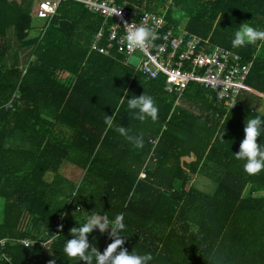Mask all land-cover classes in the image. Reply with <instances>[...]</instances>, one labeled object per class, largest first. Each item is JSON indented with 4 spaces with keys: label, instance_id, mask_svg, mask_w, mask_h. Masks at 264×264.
Returning a JSON list of instances; mask_svg holds the SVG:
<instances>
[{
    "label": "trees",
    "instance_id": "1",
    "mask_svg": "<svg viewBox=\"0 0 264 264\" xmlns=\"http://www.w3.org/2000/svg\"><path fill=\"white\" fill-rule=\"evenodd\" d=\"M117 2L165 12L172 24L179 12L188 32L250 61L244 83L264 96V41L232 46L242 25L264 30V0ZM32 4L0 0V253L8 258L0 264H83L63 251L69 230L91 214L121 213L123 248L151 254L149 264H264V170L249 175L234 155L247 121H264V100L240 91L227 108L189 83L174 104L160 79L144 80L114 52L90 50L102 19L74 0L59 3L44 32L27 37ZM142 94L153 98L157 121L141 122L128 108ZM106 115L115 116L111 128ZM119 126L142 136L143 147ZM258 143L264 149V131ZM62 163L81 169L76 184L60 174ZM194 177L213 189L197 190ZM88 242L103 253L112 240L94 229Z\"/></svg>",
    "mask_w": 264,
    "mask_h": 264
},
{
    "label": "built area",
    "instance_id": "2",
    "mask_svg": "<svg viewBox=\"0 0 264 264\" xmlns=\"http://www.w3.org/2000/svg\"><path fill=\"white\" fill-rule=\"evenodd\" d=\"M64 1L68 0H37L34 17L43 21L42 29L55 15L58 4ZM74 1L102 19L92 37L90 50L101 55L114 52L122 57L121 64L131 67L144 80L160 79L163 91L174 96V104L189 83H196L199 87L212 91L215 100L225 102L227 108L232 107L240 91L249 93L244 81L250 70V61L242 62L233 49L214 45L208 38L196 36L179 22L170 23L165 12L154 14L138 8L129 10L125 3H118L117 0ZM114 11L119 12V15ZM125 23L137 26L145 24L156 32L158 38L144 51H130L125 40ZM129 58L133 59L131 65L128 63ZM9 107L10 101L5 105V108ZM59 225L60 219L54 223L56 235ZM109 231L110 228L105 233L108 234ZM0 242L2 250L4 240ZM20 243L24 247L32 244L25 240ZM39 246L46 249L44 243ZM0 258H5L2 253ZM5 260L8 261V258ZM34 263L35 260L32 259L29 264Z\"/></svg>",
    "mask_w": 264,
    "mask_h": 264
},
{
    "label": "clouds",
    "instance_id": "3",
    "mask_svg": "<svg viewBox=\"0 0 264 264\" xmlns=\"http://www.w3.org/2000/svg\"><path fill=\"white\" fill-rule=\"evenodd\" d=\"M113 13L119 15V12L114 11ZM124 27L127 29L125 36L127 48L133 52L136 50H146L158 38L156 32L145 24L137 26L134 23H125ZM257 41H264V30H257L244 24L236 31L232 40V46L238 48L247 44H255ZM152 75L155 76V73H152ZM127 102L130 110H138L135 113V118L139 121L144 122L148 119H151L152 122L157 121L159 109L151 96L144 94L139 97L133 96ZM114 119V115H106L104 117L105 125L111 128ZM262 125H264V121L259 116L247 121L244 127V138L239 145V151L234 154L237 160L245 161L244 171L249 175H256L264 170V149L258 143V138L262 131H264ZM116 131L137 148L143 147L142 136L129 135L127 129L123 126H119ZM222 135L223 133L221 134V139ZM123 220L124 216L122 213L116 215L114 220H110L106 215H89L86 223L80 227H72L69 230L72 238L67 239L63 249L64 253L69 258L82 261L83 264H149L153 259L151 254L139 255L130 253L127 249L123 248L125 241L120 235L125 229ZM109 228L108 235L112 242L101 253L96 247L89 244L88 234L94 229H98L103 234ZM53 235L55 236L56 234ZM48 264H55V260H50Z\"/></svg>",
    "mask_w": 264,
    "mask_h": 264
},
{
    "label": "rangeland",
    "instance_id": "4",
    "mask_svg": "<svg viewBox=\"0 0 264 264\" xmlns=\"http://www.w3.org/2000/svg\"><path fill=\"white\" fill-rule=\"evenodd\" d=\"M37 2V0H33V4H32V8H31V13H30V19H31V23L33 24L32 26H36L38 23H40V20L34 18V10L36 7V4L34 3ZM174 11V10H173ZM174 16H177L179 18V21H181V24H184L185 18H183V15L181 16V14L179 12H174L173 13ZM30 33V32H29ZM31 35H33V33H30ZM30 36V35H29ZM133 59L129 58L128 59V63L131 65L132 64ZM58 79L63 82L66 80V76L64 74H60L58 76ZM167 94V93H166ZM260 110V107H259ZM262 111V110H260ZM60 174L62 176H64L65 178H71V180L74 182V184L77 183V180H79V176L81 175V171L80 170H74L71 172V167L68 166V169H66V167H63L60 170ZM192 184L195 186V188L203 193L205 192H210L214 185L212 182L205 180V179H200L198 177H194L192 180ZM1 209H2V199L0 198V219H1Z\"/></svg>",
    "mask_w": 264,
    "mask_h": 264
},
{
    "label": "crops",
    "instance_id": "5",
    "mask_svg": "<svg viewBox=\"0 0 264 264\" xmlns=\"http://www.w3.org/2000/svg\"><path fill=\"white\" fill-rule=\"evenodd\" d=\"M34 3L36 4V2L34 1ZM122 3V2H121ZM123 3H125V2H123ZM125 5H126V3H125ZM126 7H127V5H126ZM136 8V6H132V8L130 9V10H134ZM87 9V8H86ZM35 11V10H34ZM34 16V15H33ZM35 18V17H34ZM174 18V17H173ZM175 18H177L178 19V22L179 23H181V21H179V18L178 17H175ZM174 18V19H175ZM176 20V19H175ZM179 23H176V24H179ZM184 23H185V21H184ZM33 24L31 23V19H30V33L32 32L33 33V35H31L29 32H28V35H27V37H37L38 35H40V33L41 32H44V30H45V28L44 29H42L41 27L44 25V23H43V21H41L40 20V23H38L36 26H32ZM184 25V24H183ZM47 26V25H46ZM30 35V36H29ZM123 65V64H122ZM125 66V65H124ZM129 67V66H128ZM131 68V67H130ZM132 69V68H131ZM250 81H253V80H250ZM246 87H247V89L249 90V93H251V94H253V95H255V96H259L260 98H262L263 100H264V96L262 95V94H260V93H258L257 91H255V90H253V89H251L249 86H247L246 85ZM162 90H163V88H162ZM260 110H262V111H264V103H261L260 105ZM68 166L69 165H67V164H65V163H62L61 164V166H60V168H59V170H61L63 167H66V169H68ZM69 167H71V166H69ZM74 170H80L81 171V169H79V168H76V167H71V172L72 171H74ZM60 172V171H59ZM81 174H82V171H81ZM81 176V175H80ZM80 176H79V178H80ZM79 180H77V182H78Z\"/></svg>",
    "mask_w": 264,
    "mask_h": 264
}]
</instances>
